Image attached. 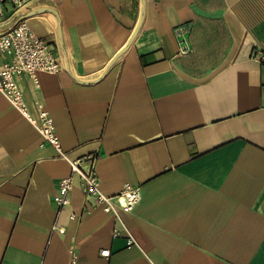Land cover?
<instances>
[{"label": "crops", "instance_id": "crops-1", "mask_svg": "<svg viewBox=\"0 0 264 264\" xmlns=\"http://www.w3.org/2000/svg\"><path fill=\"white\" fill-rule=\"evenodd\" d=\"M23 19L60 57L18 83L61 150L0 93V264H264V0H30L0 32ZM78 158L141 188L121 223L78 179L58 202Z\"/></svg>", "mask_w": 264, "mask_h": 264}, {"label": "built area", "instance_id": "built-area-1", "mask_svg": "<svg viewBox=\"0 0 264 264\" xmlns=\"http://www.w3.org/2000/svg\"><path fill=\"white\" fill-rule=\"evenodd\" d=\"M29 1L0 0V22L6 17L9 8L18 9ZM182 32V29L177 31L178 35ZM180 44V53L185 54L190 50L185 40H181ZM261 59H264V56ZM0 60V93L5 95L21 115L38 129L45 142L61 150L60 138L49 111L39 106L34 114L18 83V78L22 75H29L38 85L39 73H58L61 70V62L55 46L35 33L23 19L8 31L0 32ZM83 160L81 158L70 160L72 174L60 181L58 202L61 205L70 203V193L74 189L75 180L78 179L86 199L92 202H90L91 206H101L104 211L112 213L118 223H121L120 211H133L142 198L141 188L126 183L119 193L107 195L100 189L94 161L86 164ZM118 233L116 227L114 235ZM133 243V239L130 238L129 244ZM101 254L108 256L110 250H103ZM75 259L73 255V262Z\"/></svg>", "mask_w": 264, "mask_h": 264}]
</instances>
